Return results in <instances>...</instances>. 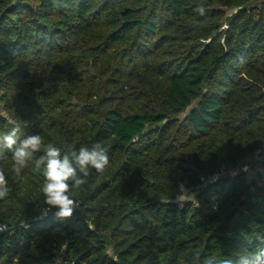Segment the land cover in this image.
I'll use <instances>...</instances> for the list:
<instances>
[{"label": "trees", "instance_id": "obj_1", "mask_svg": "<svg viewBox=\"0 0 264 264\" xmlns=\"http://www.w3.org/2000/svg\"><path fill=\"white\" fill-rule=\"evenodd\" d=\"M17 125L62 154L99 142L109 164L58 219L34 167L43 147L19 176L0 151V264L264 249V0H0V133ZM256 154L255 178L222 175ZM181 184L198 206H179Z\"/></svg>", "mask_w": 264, "mask_h": 264}, {"label": "clouds", "instance_id": "obj_2", "mask_svg": "<svg viewBox=\"0 0 264 264\" xmlns=\"http://www.w3.org/2000/svg\"><path fill=\"white\" fill-rule=\"evenodd\" d=\"M199 15H205L206 9L198 6L194 9ZM43 147V155L35 159L34 167L42 169L44 183L42 193L46 209H57L54 213L58 219L70 218L80 204L73 198L72 189L79 188L89 175L90 169L102 173L109 164V156L104 147L99 143L91 146H81L78 151L68 149L63 152L60 147L49 142L44 144L40 134L23 135L22 129L17 125L10 130L0 133V151L10 150L12 152V171L19 176L28 167V162L33 159L34 153L40 152ZM8 180L3 171H0V200L9 194ZM181 194L177 196L176 202L180 207L187 200L188 195L184 193V187L180 185ZM198 206V202L191 198ZM6 226H0L4 231ZM190 264H264V249L249 252L246 247L241 246L237 259L226 257L218 260L215 256L203 255L201 251L192 254Z\"/></svg>", "mask_w": 264, "mask_h": 264}, {"label": "rangeland", "instance_id": "obj_3", "mask_svg": "<svg viewBox=\"0 0 264 264\" xmlns=\"http://www.w3.org/2000/svg\"><path fill=\"white\" fill-rule=\"evenodd\" d=\"M255 1V0H254ZM234 12L233 9L226 10V17L230 16ZM225 20V19H224ZM222 28H225V22L222 23ZM257 159V158H256ZM258 160V159H257ZM259 169V160H249L248 162L239 163L238 165L234 167L225 168L223 170L222 175L230 174L231 176H234L240 172H245L249 179L255 178L257 176V171ZM221 175L217 176L215 179H218ZM185 195H188L186 197L187 200L191 199L192 194H190L187 191H184Z\"/></svg>", "mask_w": 264, "mask_h": 264}, {"label": "built area", "instance_id": "obj_4", "mask_svg": "<svg viewBox=\"0 0 264 264\" xmlns=\"http://www.w3.org/2000/svg\"><path fill=\"white\" fill-rule=\"evenodd\" d=\"M261 151L264 152V145L261 147ZM255 157L258 159V160H262L263 158V154H256ZM217 176H212V177H209L208 180H216ZM4 225L3 223L0 222V226ZM5 226V225H4ZM3 232V231H0V233Z\"/></svg>", "mask_w": 264, "mask_h": 264}]
</instances>
